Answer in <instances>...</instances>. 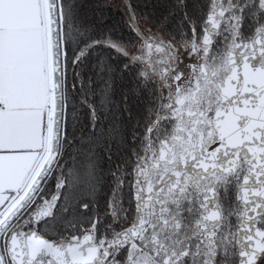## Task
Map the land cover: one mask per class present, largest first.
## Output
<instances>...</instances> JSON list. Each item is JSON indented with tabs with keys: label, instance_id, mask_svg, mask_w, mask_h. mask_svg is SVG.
<instances>
[{
	"label": "snow or ice",
	"instance_id": "1",
	"mask_svg": "<svg viewBox=\"0 0 264 264\" xmlns=\"http://www.w3.org/2000/svg\"><path fill=\"white\" fill-rule=\"evenodd\" d=\"M119 2L125 4L122 11L138 38V49L104 38L86 43L73 55L63 0H0V264H264V0H245L239 7L232 0L228 6L210 0L198 38L193 22L189 23V54L200 55L201 60L210 54L222 28L228 37L223 77L215 78V71L209 75L206 63L189 64L195 85L188 95L181 84L184 74L174 66L176 49L158 35H145L151 31L146 27L147 17L138 18L125 0ZM180 2L185 4V0ZM97 3L109 6L114 0ZM27 18L51 60V103L43 108L30 105L20 89L18 29ZM246 20L251 22L246 24ZM166 21L167 17L157 26L158 32ZM97 45L149 67L152 56L159 55L167 66L166 74L174 82L175 107L169 103L165 108L172 111L177 126L170 138L160 140L152 164L151 175L159 171L160 178L153 180L146 167L138 168L131 185L135 214L109 236H97L95 217L78 231L71 225L59 236L45 234L41 224L53 218L58 203L65 215L88 208L67 194L61 200L62 190L68 187L70 191L72 183L64 178L28 214L24 221L28 230H13V219L35 203L34 194L56 162L61 76L66 78L69 65ZM205 90L212 99L203 108L198 104L195 109L184 107L188 100L197 102ZM168 118L158 117L154 124ZM153 131L152 126L146 130V140ZM242 158L243 176L238 171ZM229 177L238 181L235 200L241 210L235 229L221 232L224 218L216 202V184H227ZM108 206L111 209L110 202ZM185 211L197 215L189 236L182 231L187 228ZM165 232L170 235L165 237ZM172 236L179 239L173 241Z\"/></svg>",
	"mask_w": 264,
	"mask_h": 264
},
{
	"label": "trees",
	"instance_id": "2",
	"mask_svg": "<svg viewBox=\"0 0 264 264\" xmlns=\"http://www.w3.org/2000/svg\"><path fill=\"white\" fill-rule=\"evenodd\" d=\"M129 2L138 18L147 17L146 27L151 31L145 35H158L174 49H187L192 41L189 23L193 22L198 38L210 0H185L184 5L180 0ZM63 4L65 31L70 33L68 43L73 55L92 40L109 38L130 46L136 44L138 38L128 28L126 13L122 11L125 5L119 0L109 6H101L97 0H63ZM165 17L164 29L158 32L157 26ZM141 68L137 62L101 45L87 48L76 64L69 65L67 77L63 76L60 154L35 203L23 215H28L42 197L49 198L60 178L72 181L70 191L68 187L62 190L61 200L67 194L88 204V208L65 215L58 203L53 218L41 224L45 234L55 232L59 236L71 225L78 231L95 217L97 236H109L134 215L133 168L145 148L146 130L157 115L161 83L158 71L142 77ZM153 133L152 137L158 135L157 130ZM230 202L236 211L239 205L235 193ZM28 227L25 225L22 230L27 231Z\"/></svg>",
	"mask_w": 264,
	"mask_h": 264
},
{
	"label": "flooded vegetation",
	"instance_id": "3",
	"mask_svg": "<svg viewBox=\"0 0 264 264\" xmlns=\"http://www.w3.org/2000/svg\"><path fill=\"white\" fill-rule=\"evenodd\" d=\"M239 2H240V0H237L236 2L232 1V4L239 7L242 4V0L240 3ZM221 4L223 6H228V0H221ZM227 37H228V33L226 31H224L222 28L220 34L216 35L214 37L215 43L213 44V46L211 48L210 54L207 56V58L205 60H201L200 55H190L189 54L191 46H192V41L190 42V44L186 45L187 51L185 53H187V56H186V54H184L185 59H183V56H182V58L180 57V55H183V53H181L180 55L178 53V51L182 52L181 48L184 46H180V47L176 48V50H177L176 55L178 54V57L176 58L174 66L177 68L178 71H180L184 74V78L181 81V84H182V88L184 90L185 95H188L189 90H191L195 85V79H194L195 74L188 67L189 64H198V63H202V62L206 63L208 66L209 75H211V73L213 71H215L217 73V77H215V78H222L223 77L224 72H223L222 58H223V53L226 50ZM220 38H221V43L219 42ZM165 44H168V43L165 42ZM157 57H158V60L160 63V68H162V67L166 68L167 66L164 63H162V58L159 55ZM183 63L185 66H184V68L181 69L180 64H183ZM158 75L161 77V72H159ZM159 93H160V95H159L158 108H157L158 110H157L156 117L159 115H162L164 113L163 116L167 115V116H169V118L168 119H160L159 122L156 123L154 130H157L158 135L154 136V137L151 136V139L149 141L150 146L148 148V152H147V155L145 158L146 161H145V164L142 166V167H146L148 169L149 174H150V178H152L153 180H159V178H160L159 171H155V174L151 175L154 171L152 169L151 165L153 164L156 156L158 155L160 140H162L164 138H170L174 132V129L177 126V121L171 118L172 111L165 108V105H167L169 103H172L173 106L175 107L174 82L169 75H167V88H165L163 86L162 77H161V83L159 84ZM211 99H212V97L209 96L207 90H205L203 95L198 97L197 102H192L191 100H188L185 102L184 107L187 109L189 107V105H191V107L193 109H195L197 107V104H198V106L200 108H203L205 101L211 100ZM152 122H153V120H152ZM225 127L227 128V125ZM153 135H154V133H153ZM145 142H146V137H145ZM150 168H151V172H150ZM201 183H203V182H201ZM237 183H238V181L235 179V177H229L227 184H224L222 182H217V184H216L217 192H218V199L216 202L220 206V211L222 212V215L224 218L221 222V225H220V231L221 232H228V231L234 230L235 226L238 222V214L241 210L240 205L237 202L239 207H238V209H236V211H233V205H232V202H230L231 194L235 193V191H236L235 185ZM193 195L195 196V193H193ZM133 204H134V201H133ZM169 207H173V206L169 205ZM185 207H187V205H185ZM26 210H25V212H26ZM23 214L19 217V219L13 225L16 226V225H20V224H25L24 221H26L29 217L27 214L26 215H23ZM183 215L185 217L184 223L187 225V228L183 229L182 231L184 232V235L189 236V235H191V233L193 231V223H194V220L197 218V215L195 213L190 215L186 211L184 212ZM212 230H215V229H212ZM169 235L170 234L167 232L164 233L165 237H168ZM178 239H179L178 236H172L171 237V240H173V241L178 240ZM165 242L168 243L167 240ZM192 243H195V241H192ZM233 251H234V249H233ZM230 264H231V262H230Z\"/></svg>",
	"mask_w": 264,
	"mask_h": 264
},
{
	"label": "crops",
	"instance_id": "4",
	"mask_svg": "<svg viewBox=\"0 0 264 264\" xmlns=\"http://www.w3.org/2000/svg\"><path fill=\"white\" fill-rule=\"evenodd\" d=\"M18 31L22 56L20 89L30 105L43 108L51 103V60L31 18L22 19Z\"/></svg>",
	"mask_w": 264,
	"mask_h": 264
},
{
	"label": "water",
	"instance_id": "5",
	"mask_svg": "<svg viewBox=\"0 0 264 264\" xmlns=\"http://www.w3.org/2000/svg\"><path fill=\"white\" fill-rule=\"evenodd\" d=\"M125 3L126 5L130 6V2L129 0H125ZM125 5V4H124ZM132 9V8H131ZM161 77H162V83H163V86L165 88H167V74H166V68L165 67H162V72H161ZM63 75L61 76V79H60V83H59V86H58V92H57V105H58V123H59V129L57 131V138L54 142V150L56 152V160L60 154V150H61V138H62V122H63V115H64V112H63V107H64V96H63ZM172 97V96H171ZM173 98V97H172ZM167 112V111H166ZM164 114V113H163ZM162 115H159L157 116L153 122L149 125L152 126V127H155L156 124H154V121H157L158 120V117H161L163 116ZM148 127V128H149ZM146 135H147V132H146ZM150 140H146V146L143 150V153H142V156L140 157V161L137 163V165L133 168V175H134V182H135V173L136 171L138 170V168L142 167L144 164H145V161H146V155H147V152H148V148L150 146ZM57 162V161H56ZM55 162V164H56ZM155 162V160H154ZM153 162V163H154ZM54 164V166H55ZM54 166L48 171L47 174L44 175V179L42 180L41 182V185L40 187L37 189L36 193L34 194L35 198L36 196L38 195V192L39 190L41 189V187L44 185V183L46 182V180L48 179L49 175L51 174V171L53 170ZM152 166V165H151ZM189 171H191V169H189ZM150 172H151V168H150ZM32 204V203H31ZM28 208V206H26V209ZM134 208H135V202H134ZM25 212V210H22V212L20 214H18L17 217H15L10 225V227L13 226V224L19 219V217ZM135 214V213H134ZM26 224H20L19 226L15 227L14 230H22L23 226H25Z\"/></svg>",
	"mask_w": 264,
	"mask_h": 264
},
{
	"label": "rangeland",
	"instance_id": "6",
	"mask_svg": "<svg viewBox=\"0 0 264 264\" xmlns=\"http://www.w3.org/2000/svg\"><path fill=\"white\" fill-rule=\"evenodd\" d=\"M159 39H161V37H159ZM133 46H135L137 49L139 47L137 44H133ZM185 48L184 47L181 48L182 52L178 51L179 55L181 53H183V55H180L181 58L183 56V59H185L184 58L185 57L184 54H186V56H187V53H185L187 51V49H185ZM134 54L139 55V51H136ZM137 63L141 65L142 72L146 73V75L150 74L151 71H153V70L158 71V72H162V68H160V63H159L157 55H153L152 56V60H151L152 66L151 67H149V65L147 63H142V62H137ZM184 66H185L184 63L180 64L181 69L184 68ZM158 93H159V86H158ZM159 95H160V93H159ZM244 169H245V166L243 164V158H242L241 159V168L238 169V171H239L241 176H243V174H244Z\"/></svg>",
	"mask_w": 264,
	"mask_h": 264
}]
</instances>
